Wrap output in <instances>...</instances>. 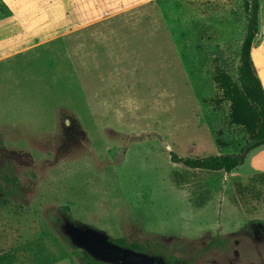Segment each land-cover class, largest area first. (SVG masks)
<instances>
[{
    "label": "rangeland",
    "instance_id": "374dc122",
    "mask_svg": "<svg viewBox=\"0 0 264 264\" xmlns=\"http://www.w3.org/2000/svg\"><path fill=\"white\" fill-rule=\"evenodd\" d=\"M244 2L0 0L5 192L18 178L0 194V254L78 264L68 214L180 264H264V145L229 173L170 158L237 154L250 138L214 80L216 64L236 79ZM251 56L264 87V0Z\"/></svg>",
    "mask_w": 264,
    "mask_h": 264
},
{
    "label": "trees",
    "instance_id": "16d2710c",
    "mask_svg": "<svg viewBox=\"0 0 264 264\" xmlns=\"http://www.w3.org/2000/svg\"><path fill=\"white\" fill-rule=\"evenodd\" d=\"M244 10L246 13V29L238 53L236 79L234 80L226 70L222 69L220 64H216L214 80L218 91L221 93L215 99L216 103L220 104L225 100L229 102V123L248 127L250 138L246 141L241 152L237 154L227 153L197 158H182L171 152L170 158L174 163H182L191 169L224 170L229 173L239 167L244 162L246 155L252 150L264 145V87L261 78L254 70L251 56L252 44L258 26L259 0H245ZM252 126H256V128L252 129ZM5 178L12 183L13 188L7 193L0 184V194L6 195L7 193V195H13L15 193L14 191H16L15 186L18 184V178L16 176H6ZM64 208L66 210L69 209L67 206ZM65 216L70 222L82 225L80 222L72 221L68 214ZM61 235L64 240L69 242L63 234ZM116 243L136 251L143 252L147 250L152 255L162 257L169 264H175L177 262L180 264L179 257L169 254L167 246L160 242L143 244L141 242H129L124 238H119L116 240ZM217 244H221L220 240L212 239L209 246ZM81 254L82 256L79 258L78 264H106L94 259L85 251L81 250ZM15 263L14 254H0V264Z\"/></svg>",
    "mask_w": 264,
    "mask_h": 264
},
{
    "label": "water",
    "instance_id": "95a60500",
    "mask_svg": "<svg viewBox=\"0 0 264 264\" xmlns=\"http://www.w3.org/2000/svg\"><path fill=\"white\" fill-rule=\"evenodd\" d=\"M62 230L74 247L106 264H165L162 257L119 245L104 231L88 225L64 221Z\"/></svg>",
    "mask_w": 264,
    "mask_h": 264
},
{
    "label": "flooded vegetation",
    "instance_id": "af4514ba",
    "mask_svg": "<svg viewBox=\"0 0 264 264\" xmlns=\"http://www.w3.org/2000/svg\"><path fill=\"white\" fill-rule=\"evenodd\" d=\"M65 221H69V220L65 219ZM220 242H221V244H222V241H220ZM235 254H236V256H239V252H235ZM237 259H238V258H237ZM163 260H164L165 264H169L165 259H163ZM175 264H178V262L175 263Z\"/></svg>",
    "mask_w": 264,
    "mask_h": 264
}]
</instances>
